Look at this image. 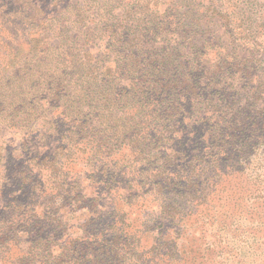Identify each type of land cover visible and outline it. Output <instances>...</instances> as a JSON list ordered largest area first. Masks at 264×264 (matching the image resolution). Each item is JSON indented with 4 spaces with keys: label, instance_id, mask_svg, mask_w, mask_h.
Wrapping results in <instances>:
<instances>
[{
    "label": "rangeland",
    "instance_id": "1",
    "mask_svg": "<svg viewBox=\"0 0 264 264\" xmlns=\"http://www.w3.org/2000/svg\"><path fill=\"white\" fill-rule=\"evenodd\" d=\"M158 1L143 0L141 7L135 0H0V139L6 152L0 169H8L0 172L7 181L0 192V264H75L76 258L171 264V257L177 264H237L236 255L246 252L245 234L256 227L248 194L241 206L220 209L228 216L222 224H211L213 208L204 229L196 224L198 214L209 202L221 203L212 188L205 202L187 193L199 211L179 225H162L160 211L172 209L168 193L179 192L189 178L191 189H200L197 175L183 167L209 151L212 135L238 141L242 168L251 175L264 168V142L249 140L264 135V0L218 2L221 13L231 6L230 25L208 40L199 61L180 52L189 36L171 35L181 24L172 27L167 0L163 6ZM213 27L201 22L205 32ZM66 54L77 65L82 58L92 64V79H84L87 72L80 80L73 76L77 71L63 64ZM109 60L123 64L112 108ZM126 101L133 108H125ZM79 122L89 124L90 145L73 129ZM156 150L160 162L147 164L151 175L138 190L132 173ZM157 182L165 194L162 208L154 191L149 197ZM18 203L25 204L28 229L9 214L2 221L4 208ZM66 232L82 240L66 247ZM126 233L140 239L137 249L124 246ZM39 240L44 253L34 244ZM84 241L88 247L80 249Z\"/></svg>",
    "mask_w": 264,
    "mask_h": 264
},
{
    "label": "trees",
    "instance_id": "2",
    "mask_svg": "<svg viewBox=\"0 0 264 264\" xmlns=\"http://www.w3.org/2000/svg\"><path fill=\"white\" fill-rule=\"evenodd\" d=\"M222 0H167V6L169 14V20L172 23V27L177 25V23H180V27L177 29H171L169 32H171L172 36H181L179 32H182L183 35L189 36V41L185 40L184 42L187 43H179L178 46L181 47L180 52H188L189 55L194 57V60L199 61L200 56L202 55L203 51L207 48L208 40L216 41V35H220L222 33V30L224 27H227L230 25V11L231 6H226V13L219 12V3H221ZM183 2H186L182 6ZM219 2V3H218ZM158 3L160 5H164V0H159ZM135 4L137 6H144L143 0H135ZM229 4V3H228ZM201 22H208L212 24L214 27L212 30L209 31H203L201 29ZM200 27V28H199ZM177 36V37H178ZM206 38L204 42L199 41L197 39L198 37ZM133 40H130L127 44L132 43ZM45 43L43 42V47L45 48ZM121 50V48H119ZM123 56V55H122ZM63 64H67L69 67L72 65L73 71L76 70V73H73L72 75L75 77H78L80 80V77L83 75V72H87V74L84 76V79L91 78L92 75L95 74V71L92 69L94 66L92 64H88L86 62V59L82 58V62L80 65H77V61H75L74 57L72 55L66 54L65 60H63ZM109 64L106 66L108 70V73L111 69H114L111 71V73L107 74V78L111 77V80H107V87L110 89L106 98L107 102L109 103V108H112L114 105L113 102V93L111 92L117 82V79L119 78V72L122 71L123 64L120 61L112 62L108 61ZM190 66L193 67V63L191 61ZM66 66V67H68ZM134 67L133 61L130 60V64L127 65V69L131 70ZM190 67V68H191ZM192 69V68H191ZM105 70V69H104ZM83 79V80H84ZM119 80V79H118ZM136 83V82H135ZM186 84V81L184 82ZM137 86V84H136ZM264 92V91H263ZM125 108H133V104H130L129 101ZM138 109V108H136ZM138 111V110H137ZM126 119V118H125ZM82 123L79 122L78 125H74L73 129H76L80 135H82V143L83 145H90V140H88V136L86 134H89L88 131V122H85V124L81 125ZM33 129V127H32ZM70 133H73V130ZM91 135V134H90ZM93 135V134H92ZM91 135V136H92ZM1 136V131H0ZM26 136V135H24ZM26 138V137H24ZM44 138V137H43ZM0 139V164L3 163V158L6 156V152H4V146L3 143H1ZM249 140L252 141H258L260 144L264 142V135L262 137H251ZM230 142H232L233 146L229 147ZM234 142V143H233ZM210 148L209 151L206 150L202 153V156L197 155L193 159L191 158V163L189 165H186L183 167V170L187 173L196 174L199 180L200 189L198 187L196 189H191V182L192 180L189 178L187 181H184L183 185L184 187H180L179 192H172L168 193V200L169 203L172 205V209L168 211L165 206L163 207L164 203H161L165 194L160 191V186L162 183L157 182L154 187L151 189V195L152 196L153 191L155 192L156 198H159L158 206L159 208L163 209L161 212V224L165 225V223H169L172 226L179 225L180 222L186 221L188 216L193 215V209L197 208L194 201L188 197L187 193L189 192H196L197 194L204 196L203 200L201 202H205L206 197L210 194L208 190L209 188L213 189V192H217L219 195V198L221 203H208L204 208L203 212L199 213L197 216L196 224H199L204 227L206 226V216H208L209 212L213 210V208H217V210L213 213L214 221L211 224H222L221 221H225V219L228 218L225 213L220 211V209L223 208V211L228 212V210H232V208L241 206V202L244 198H246L248 194V217L250 218V221L254 222L256 227L250 228L246 232V239L243 241V243L246 244V252H240L238 255H236L237 264H264V168L260 170V173H256L255 176L248 173V169L242 168V156L241 153L243 152L242 149H238L235 145L238 144V141H232L229 139H220L219 137H216L214 135L210 138ZM98 145V143H97ZM244 146V145H243ZM69 150H71V147H69ZM95 150L91 151V155L93 156ZM159 150L153 151L149 153V160L145 164H141L139 168L134 170L132 174H134L133 180L137 181L139 179L140 184L135 185L138 190H141L142 185H146L147 183L145 181H148L149 176L151 173L149 172V167L147 164H155L160 162V155L161 153L158 152ZM93 152V153H92ZM99 153V151H97ZM96 154V153H95ZM110 154V153H109ZM254 154V153H253ZM168 157V155H166ZM73 162V161H72ZM4 164V163H3ZM218 164V165H217ZM215 166V167H212ZM6 170L8 172V169H0V172ZM208 170H212V174L214 176L209 177L205 176L206 172ZM182 171V170H179ZM20 175V174H19ZM5 177L0 174V192L1 187L5 184H7V181L4 179ZM176 181H178L177 177L175 178ZM12 182L13 179L11 178ZM243 181L246 182V187H250V189L244 190L243 193L239 192L240 189H244L245 186L243 185ZM11 182V183H12ZM10 185V184H9ZM75 189L82 188L83 182H78ZM209 186V187H208ZM117 191H119V187H116ZM179 188V187H177ZM74 189V190H75ZM232 190L233 193H232ZM253 192L259 194L258 197H253ZM237 195H240L239 198H236ZM252 195V196H251ZM251 196V198H250ZM148 197V198H149ZM147 198V199H148ZM150 199H148L149 201ZM213 200V199H212ZM95 201V200H94ZM93 202V201H92ZM91 202V203H92ZM189 203H192V207ZM24 205L23 203H18L16 205L15 209H12L11 211H7L8 209L5 207L4 212L1 216L2 221L6 218L7 214H9L8 217H10V221L14 223L15 221H23L20 228L28 229L27 227L30 224V219H25L26 214L22 213L24 212ZM186 208H192L190 210V213H186ZM199 211V208H197ZM185 214H183V212ZM10 212V213H9ZM119 215V214H118ZM19 216H22L23 219H19ZM7 217V218H8ZM36 217V216H33ZM115 225L119 226V216L116 217ZM123 224V221H121ZM36 222H33L35 224ZM141 226L145 227V224L147 221L145 218L141 220ZM24 224V225H23ZM5 225V224H4ZM3 225V226H4ZM68 227L67 224H65V227ZM260 226V228H258ZM12 228V226H10ZM74 228V227H72ZM83 228V227H82ZM174 228V227H171ZM2 229V228H1ZM38 229V227H37ZM10 230V228H9ZM36 230V229H35ZM178 234H180L181 227L177 228ZM225 230V229H221ZM78 231V230H77ZM147 229L145 230V232ZM8 232V231H4ZM226 232V231H225ZM139 233V232H138ZM150 234V231H149ZM65 236H69V239L66 240V247H73L78 241H81L82 238L75 237L74 233L71 232L69 234L66 232L64 234ZM23 237H26L23 235ZM37 237H39V234H37ZM123 240L124 246H134V249H137L140 245V239L135 238V234L126 233L123 234ZM163 238H160L159 242H162ZM21 241V238H20ZM222 241V240H220ZM37 246V250L40 251V253H44L43 245L41 244V240H39L37 243H34ZM33 244V245H34ZM215 245H217L215 243ZM218 246V245H217ZM80 249L88 247L87 243L84 241L83 243H80L78 245ZM65 248V247H64ZM63 248V252H64ZM84 254L85 250L82 251ZM63 254V253H62ZM61 256V255H60ZM51 257L49 256V259ZM172 261L171 264H177V259L174 257H171ZM75 264H85L83 261H81L80 258L75 259Z\"/></svg>",
    "mask_w": 264,
    "mask_h": 264
}]
</instances>
